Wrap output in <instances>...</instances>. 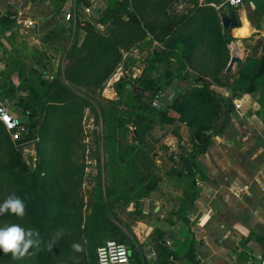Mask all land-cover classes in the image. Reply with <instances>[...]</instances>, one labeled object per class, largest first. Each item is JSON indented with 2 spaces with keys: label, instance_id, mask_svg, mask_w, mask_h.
I'll return each instance as SVG.
<instances>
[{
  "label": "trees",
  "instance_id": "obj_1",
  "mask_svg": "<svg viewBox=\"0 0 264 264\" xmlns=\"http://www.w3.org/2000/svg\"><path fill=\"white\" fill-rule=\"evenodd\" d=\"M133 1L135 7L132 5L130 7L127 2H112L100 19L102 29L91 23L77 26L75 41L65 51V59L68 62L61 72L53 68L55 58L50 60L51 69L46 71L43 62L47 59L40 56L27 65H23L15 58L7 60L6 66H3L4 68L0 71V73L8 72L9 78L4 81L0 76V96L9 98L15 107L28 112V132L17 140L11 139L10 134L0 122V149L7 155V160L0 162V203H3L12 193L19 196L25 203V215L22 218L12 214L0 215V224L9 226L18 224L24 229L31 228L38 231L42 241L40 250L29 249L35 259L37 258V264L50 263L49 256L57 246L51 241L52 234L68 214H70L68 224L72 231L69 237L81 244L85 240L88 242L89 261L84 264H95L96 249L106 240L99 244L98 238L100 239L107 232L117 237L108 239L123 243L128 241L132 264H174V261L180 259H185L188 264H199V261L196 259L193 241L183 242L182 247L186 248L185 251L175 250L162 244L164 232L158 228H155L150 239V244L156 249L155 256L149 261L145 256L141 257V252L135 250L134 242L109 217L108 205L105 201L106 191L115 190V188L112 183L106 185L107 187L102 191L100 189L102 175L99 172L96 176L98 183L95 188V197L94 199L89 197L85 202L76 192L84 174L82 164H78L69 157L61 159L55 165L38 163L33 168L28 165L22 158L20 148L35 140L31 111L37 109L43 111L45 108L47 110L45 123L49 121V112L53 114L52 135L49 129L48 134L57 141L64 135L63 142L68 145L64 152H68L77 136V132L72 133V128L76 127L82 116L79 105L82 102L83 107L89 106L88 102L78 94L79 92L73 91V88L96 93L122 65L130 64L126 61L129 58L125 56L126 53L132 54L135 47L140 50L149 41L158 44L157 46L161 48L159 51L167 55L164 61V78L165 83L169 84V80L178 77V73L174 76L175 72L170 68L169 61L174 52L179 51L181 68L185 69L188 66L195 73V78L191 79V82L196 85H190L182 92H177L167 109L158 112V123L161 126L164 124L166 130L155 140L159 141L176 120L184 122L191 131L192 148L185 157H181L180 171L186 177L187 188L183 191L180 211L193 203L197 193L195 174L198 168L195 159L206 152L214 136L225 132L234 110L233 99L245 93L256 95L259 106L256 112H263L264 122V35L261 44L262 52L259 55L255 53L247 55L237 74L231 77L232 81H228L229 73H222L230 58L227 44L234 38L229 35L231 29H223L221 17L230 13L231 10H234L238 16L240 4L231 6L228 0H202L201 2L182 0L187 3L189 10L187 14L178 15L169 12L170 4H166L168 0H158L160 11L155 15L147 16L140 5V0ZM172 1L174 0L170 3ZM62 3L63 0L54 3L56 13L59 12ZM253 10L257 15L256 27L261 30L264 28V0H257ZM9 22L13 23L14 19L5 16L0 19V26L7 29ZM240 25L238 18V26ZM241 27L242 25L239 28ZM61 30L65 31L63 28ZM81 31L85 34L79 39ZM52 33V36L46 35L51 45L52 40L59 35L55 30H52ZM205 39L209 42L210 62L204 55L198 58L194 55L198 44ZM154 50L153 56L157 57L159 52L157 49ZM160 61L162 62V59L156 62ZM54 70L56 73H53ZM49 73H53L52 76H49ZM62 74L64 80L60 77ZM127 75L128 78L126 76L119 78L114 83V87L119 93L127 90L134 94L132 100L137 110L135 113L137 121H134L135 132L139 138L138 142H143L142 137L146 132H151L152 124L149 122L143 124V118L138 114H152L143 91L152 89L151 85H154V82L145 76L144 69L135 77L131 74ZM33 76L38 79L39 87L34 83ZM15 77L18 80L17 85L14 83ZM206 77L218 83H222L226 78L224 86L228 95H222L211 89V83ZM130 81L138 82L140 91H137L134 88L136 86H132ZM25 88L26 94L22 93ZM159 92V87L153 90L154 96L151 102ZM79 99L81 101L77 103ZM46 132L47 129H41L40 135L45 137ZM36 150L41 152L38 147ZM142 150L138 149L139 152ZM135 160L127 161L126 168L124 167L127 173L133 176L139 172V166L135 164ZM146 162L147 160H141V163L148 167L150 163ZM96 164H98L97 161ZM119 166L120 164L114 159L103 163L105 183L115 181L113 176ZM154 187L155 184L145 194L148 195ZM140 199L141 197L137 198L134 203L139 204ZM82 208L85 213L81 211ZM49 244L52 245L51 250L48 249ZM8 254L4 258L0 256V264H20L21 261L13 259L11 253Z\"/></svg>",
  "mask_w": 264,
  "mask_h": 264
},
{
  "label": "rangeland",
  "instance_id": "obj_2",
  "mask_svg": "<svg viewBox=\"0 0 264 264\" xmlns=\"http://www.w3.org/2000/svg\"><path fill=\"white\" fill-rule=\"evenodd\" d=\"M45 1L48 2L45 3ZM170 1L171 0L166 1V4H170L169 12L171 14L179 15L188 13L189 8L186 2L174 0L170 3ZM201 1L202 0H199V2ZM249 1L255 4L257 0H243L242 4H240V11L246 12L247 14L246 17L243 18V23L245 20H248L256 24L257 15L254 13V7L250 5ZM56 2H59V0H40L36 4L31 5L30 8L25 9V16L22 17V22L17 23L15 18L13 23L9 22V27L13 32L8 36L6 33L2 38L3 42L7 43V47H4V49H6L5 53L8 56L6 57V61L11 59L14 60L15 58V60H19L23 65H27L30 61L40 56L43 59H47L43 63H45L44 69L48 71L51 69L50 67L52 65L50 60L55 58L57 59V63L54 68L61 72L64 65L68 62L64 57V53L72 41L70 30L63 27L60 22V10L57 13L54 10V3ZM157 2L158 0H140V5L145 10V15L152 16L160 11L158 7L159 3L157 4ZM132 7H135L133 0ZM225 10L224 8V11ZM4 17L5 16H1V18ZM24 21H27L28 27H25L23 24ZM29 21H31V24H29ZM33 21L36 23V26H33ZM244 25L245 24L236 31L237 34L234 30L229 34L234 38L227 44L229 56H231V50L235 43L240 44V47H242L244 51V54H242L243 59L251 53L259 55L262 52L261 44L264 33L259 38L253 37L254 34L240 37L244 36L245 32H247L248 26ZM62 28L65 29L64 32H62ZM52 30H55L59 35L55 37V40H52L53 44L51 45L48 43L46 35L47 37L52 36ZM157 45L158 44L155 42L149 41L140 50H134L132 54H125L126 57H129L126 61L130 64L127 66L122 65L116 74L109 78L102 89L98 90L96 93L73 88V91L76 93L79 92L78 94L88 102L89 106L83 107V103H80L81 100L79 99V101H77V103H80L79 107L82 116L76 127L72 128V133L77 132V136L72 143L70 151L64 152V149L68 147L67 143L63 142L65 140L64 135L57 141L56 138H52V136L50 137L48 134L51 132L52 135L53 114L49 112L50 119L48 118L49 121L45 123L44 121L47 113L45 108L43 111L39 109L33 112L31 111L32 122L34 123L33 134L35 138L31 143H34L35 148L38 147L41 152L36 150L37 155L35 157H24L22 155V158L28 160V165L32 168L38 165V163H50L55 165V163H58L61 159L69 157L78 164H82L84 174L81 178V184L76 188V192L85 202L87 198L90 197L94 199L95 197V188L98 183L96 176L99 172L100 175H102L100 189L104 191L105 187H107L106 185H111L112 183L115 188V190L111 189L110 191H106L107 197L105 201L108 205L110 219L128 235L131 241L136 239V242L138 241V237L141 241H143L145 237L151 239V235L155 228L159 227L158 216L164 211L166 202L168 206L173 207L169 219H179L176 209L179 205V195L182 196L183 191L187 188V181H183L182 177L179 175L176 180V171L179 169L178 165L181 164V150L178 148H181L183 145L192 148L191 131L189 127L180 120H176L159 141L155 140L166 130V127L164 124L161 126V124L158 123L157 115L160 110L155 109L151 105V99L154 96L152 94L153 90L159 87L160 91L165 88L182 92L188 86L196 85L194 82H191V79L195 78V73L191 71L188 66L185 69L181 68V56L179 55V51L174 52L169 61L170 68L175 72L174 76L178 73V77L169 80V84L165 83L164 61L167 55L160 52L159 49L161 48ZM255 47L256 49H254ZM209 48V42L205 39L198 44L194 55L197 58L204 55L208 58V62H210ZM154 49H157L159 52L157 57L153 56ZM40 50H42V53H40ZM126 57L123 58L126 59ZM161 59L162 62H156ZM226 67L222 73H226ZM143 69L145 76L154 82V85H151L152 89L143 91V94L147 97L150 104H148V108L151 109L152 114L148 115L147 113H143L141 115L138 114V116L143 118V124L148 122L152 124V130L150 133L149 131L146 132L145 136L142 137L143 142H138L139 138L136 135L134 124V121H137L135 114L137 110L132 100L134 94L127 90H123L119 93L115 89L114 83L121 77H127V74L137 76ZM237 70L232 69L229 72L228 81H232L231 77L237 74ZM54 73H56V70H54ZM184 75H186L185 78L183 77ZM0 76L4 81L9 80L8 72H2ZM60 77L64 80L63 74L60 75ZM34 78L35 76H33V79ZM206 79L210 81L211 89L222 95H228L226 86H224L226 78L222 83L214 82L210 77H206ZM14 83L16 85L18 84L16 77ZM34 83L39 87L40 84L38 83V79L35 78ZM137 83L138 82H131L132 86L135 85L136 87L134 88L140 91V87ZM22 93H27L26 88ZM14 100L16 103L17 99L15 98ZM41 129H47L45 137L40 135ZM48 129L50 132H48ZM138 149L143 150L139 152ZM110 159L117 160L120 166L116 168V174L113 176L115 181L105 183V181H103L104 171L102 165ZM134 159H136L135 164L139 166V172H136L135 176L132 174L131 176L127 173V169L125 170V164L127 161ZM6 160V152L0 149V162H5ZM141 160H147L146 163H150V165L147 167L146 164L144 165L141 163ZM90 161H94L95 164H92ZM96 161L98 164H96ZM141 173H143V175ZM153 184H155V187L148 195L145 194L150 190ZM166 193H168L169 198H164V194ZM140 197L139 204H135V200ZM81 211L85 213L84 208H82ZM69 221L70 214L65 217L62 223L57 225L56 231L52 234L51 241L56 243L57 246H55L53 252L49 256V264H84V262L89 261V253L87 250L88 242L85 240L83 244H81L77 242L76 239L69 237L72 232L68 224ZM5 226L9 225L0 224V227ZM146 231L151 232H149L148 235L145 234ZM115 236L116 235L107 232L102 235L100 239L98 238V241L100 240L99 244L108 238L116 239L117 237ZM74 243L79 244L82 251H74L72 248ZM134 244L136 245V243ZM174 244L175 242L172 239L169 247H175ZM148 246L149 245H147L144 240L142 247L137 245L135 250L138 251V249L141 250L142 248V250L145 249L146 252H149L151 248ZM153 250L156 251L154 248ZM8 255L9 254H4L3 251H0V256L3 258ZM18 260L21 261L19 262L20 264H37V258L35 259L34 254L30 250H28V253L24 257ZM173 263L176 264L175 261Z\"/></svg>",
  "mask_w": 264,
  "mask_h": 264
},
{
  "label": "crops",
  "instance_id": "obj_3",
  "mask_svg": "<svg viewBox=\"0 0 264 264\" xmlns=\"http://www.w3.org/2000/svg\"><path fill=\"white\" fill-rule=\"evenodd\" d=\"M249 3L255 8L252 1ZM30 6H24L19 0H0V19L1 16H10L17 23L22 22L25 9ZM246 15V12H238L237 19L241 25L248 26L247 32L240 37L254 34L253 37L259 38L264 28L259 30L248 20L243 23ZM12 32L10 27L0 26V71L6 66L8 57L4 49L7 43L2 38ZM256 98L254 94H243V104L238 111L233 110L225 132L213 137L206 152L196 157L197 193L193 203L180 211L182 196L179 195L176 209L179 219H169L173 207L167 202L158 216V228L164 232L163 240L171 242L173 239V249L181 252L186 249L182 247L185 240L193 241L199 264H257L260 260L264 236V122L263 112H256L259 107ZM178 149L181 150L180 160L191 150L186 145ZM91 163L95 164L94 161ZM181 165H178L176 180L180 176L185 181ZM166 197L169 198L168 193L164 194ZM149 232L145 234L149 235ZM133 240L135 249L137 245L142 247L144 240L153 249L150 238L145 237L141 241L138 237L137 242ZM138 251L148 261L154 257L145 249ZM175 262L188 264L185 259Z\"/></svg>",
  "mask_w": 264,
  "mask_h": 264
},
{
  "label": "built area",
  "instance_id": "obj_4",
  "mask_svg": "<svg viewBox=\"0 0 264 264\" xmlns=\"http://www.w3.org/2000/svg\"><path fill=\"white\" fill-rule=\"evenodd\" d=\"M38 1L40 0H19V2H21L26 7H29ZM47 2L48 1H45V3ZM112 2H127L130 7L132 5V0H63L60 8V22L62 23L63 27L70 30L72 41L68 45L67 49L75 41V32L77 30V26H82L85 23H91L102 29V26L100 25V19L102 18L107 7ZM242 2L243 0H228V3L231 6H237L242 4ZM26 22L27 21H24L23 24L25 27H28L29 25H27ZM29 24H31V21H29ZM32 24L33 26L36 25L34 21ZM84 34V31H81V33H79V39H81ZM134 50H137V48L135 47ZM56 63L57 59H55V65ZM49 74V76H52L51 73ZM177 91L179 90L173 91L164 88L159 92L157 97L152 100V107L159 110L167 109V106L173 101ZM242 104L243 95L233 99V105L236 111L241 108ZM27 116L28 112H23L20 108L15 107L9 98L0 96V122L10 134L12 140H17L21 136L27 134ZM162 244L169 247L171 242L169 239H164ZM149 252L151 256H155V250L151 249ZM95 259V264H132L130 253L126 244L123 242H118L114 239H106L101 245L97 247ZM257 264H264V236L261 257Z\"/></svg>",
  "mask_w": 264,
  "mask_h": 264
},
{
  "label": "clouds",
  "instance_id": "obj_5",
  "mask_svg": "<svg viewBox=\"0 0 264 264\" xmlns=\"http://www.w3.org/2000/svg\"><path fill=\"white\" fill-rule=\"evenodd\" d=\"M12 214L17 217L25 215V203L15 193L10 194L5 198L3 203H0V215ZM41 239L39 233L31 228L24 229L18 224L0 227V251L4 254L11 253L13 259L24 257L30 248L40 250ZM52 245H48L51 250ZM74 251H82L79 244H73Z\"/></svg>",
  "mask_w": 264,
  "mask_h": 264
},
{
  "label": "water",
  "instance_id": "obj_6",
  "mask_svg": "<svg viewBox=\"0 0 264 264\" xmlns=\"http://www.w3.org/2000/svg\"><path fill=\"white\" fill-rule=\"evenodd\" d=\"M221 23L224 29L229 28L231 29V31L239 27L238 19L234 10H231L229 14L222 16ZM242 54H244L242 47H240V44L235 43L233 49L231 50L230 60L225 70L226 73H229L232 69L234 70L239 69V67L241 66L244 60ZM21 151L24 157H28V156L35 157L37 155L34 143H28L22 146ZM26 161L28 163V160ZM124 243L126 244L127 247H129L128 241H125Z\"/></svg>",
  "mask_w": 264,
  "mask_h": 264
}]
</instances>
